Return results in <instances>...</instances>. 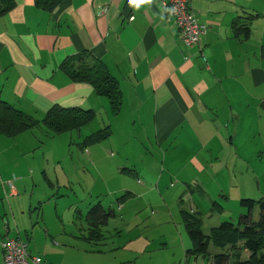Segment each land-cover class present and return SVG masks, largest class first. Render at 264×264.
Segmentation results:
<instances>
[{
	"label": "crops",
	"instance_id": "0c3cea01",
	"mask_svg": "<svg viewBox=\"0 0 264 264\" xmlns=\"http://www.w3.org/2000/svg\"><path fill=\"white\" fill-rule=\"evenodd\" d=\"M13 1L11 10L0 13V102L39 122L54 106L93 110L91 123L64 134L81 140L82 161L97 168L104 188L132 196L166 188L173 198L191 193L211 201L217 176L228 172V162H241L242 149L251 145L240 135L257 130V118L264 116V0H192L206 27L195 46L182 42L157 0L139 6L129 0H63L52 13L37 9L34 0ZM82 53L100 61L117 82V115L90 84L64 73L63 62ZM33 131L0 134V244L5 237L19 239L30 255L40 256L12 222L19 160L3 154ZM187 211L201 220L193 203ZM187 211L181 210L183 225ZM209 244L207 264L217 255L227 258L225 264L247 261L243 243L214 245L221 250L215 254Z\"/></svg>",
	"mask_w": 264,
	"mask_h": 264
},
{
	"label": "rangeland",
	"instance_id": "374dc122",
	"mask_svg": "<svg viewBox=\"0 0 264 264\" xmlns=\"http://www.w3.org/2000/svg\"><path fill=\"white\" fill-rule=\"evenodd\" d=\"M101 117L99 112L96 119ZM240 136L251 145L242 149L241 162H228V172L217 176L209 201L191 193L173 198L166 188L134 196L104 188L97 168L82 161L81 140L53 135L40 125L19 148L3 152L19 160L12 222L23 239L28 234L31 250L47 264H207L202 256H186L192 242L181 210L193 203L201 215L200 228L209 232L220 222L237 224L240 214H247L240 201L248 199L255 202L250 216L258 220L256 202L264 196V116L257 118V130ZM91 211L100 216L95 225L88 217ZM210 243V253H221Z\"/></svg>",
	"mask_w": 264,
	"mask_h": 264
},
{
	"label": "trees",
	"instance_id": "16d2710c",
	"mask_svg": "<svg viewBox=\"0 0 264 264\" xmlns=\"http://www.w3.org/2000/svg\"><path fill=\"white\" fill-rule=\"evenodd\" d=\"M63 2V0H34L35 7L39 10L52 13ZM13 0H0V13H6L12 9ZM235 30V35L236 29ZM244 37L249 36V29L243 31ZM86 53L65 60L62 64L64 73L72 81L86 82L90 84L98 96L109 101L111 112L117 115L121 105V91L114 78L109 76L104 66L93 58L88 60ZM95 118L93 110H82L77 108L63 109L57 106L52 107L46 114L43 121L39 122L13 107L0 102V134L7 137H14L24 131L42 127L54 135L64 134L91 123ZM103 139L104 136H100ZM259 207L258 220L254 221L250 212L255 202L242 200L241 207L247 210L236 225L222 223L219 227L213 228L209 235H204L200 230L201 220L191 213L183 212L185 230L194 242V247L189 249V255H202L207 258L208 244L212 240L215 246H233L237 241L243 243L247 252V261L240 264H264V196L256 202ZM101 212V211H100ZM93 214V213H91ZM94 215V214H93ZM92 225L99 222L100 216H90ZM227 258L224 255H217L211 259V264H225Z\"/></svg>",
	"mask_w": 264,
	"mask_h": 264
},
{
	"label": "built area",
	"instance_id": "2783aa9c",
	"mask_svg": "<svg viewBox=\"0 0 264 264\" xmlns=\"http://www.w3.org/2000/svg\"><path fill=\"white\" fill-rule=\"evenodd\" d=\"M166 19L175 25L179 37L187 46H195L206 27L199 23L197 14L191 9L192 0H157ZM1 264H45L41 256L30 255L27 244L19 239L3 238L1 241Z\"/></svg>",
	"mask_w": 264,
	"mask_h": 264
},
{
	"label": "clouds",
	"instance_id": "9594fccd",
	"mask_svg": "<svg viewBox=\"0 0 264 264\" xmlns=\"http://www.w3.org/2000/svg\"><path fill=\"white\" fill-rule=\"evenodd\" d=\"M129 2L131 4H134L136 6H139V4L143 2V0H129Z\"/></svg>",
	"mask_w": 264,
	"mask_h": 264
}]
</instances>
